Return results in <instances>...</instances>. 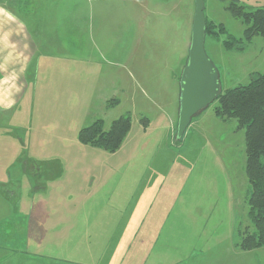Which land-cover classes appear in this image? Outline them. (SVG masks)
<instances>
[{
    "label": "rangeland",
    "instance_id": "rangeland-1",
    "mask_svg": "<svg viewBox=\"0 0 264 264\" xmlns=\"http://www.w3.org/2000/svg\"><path fill=\"white\" fill-rule=\"evenodd\" d=\"M143 1L145 13L139 3ZM81 2L82 8H88L86 34L72 35L82 45V60L70 64L74 70L66 71L68 76L62 82L58 79L57 86L39 87L45 100H36L32 118L27 113L31 108L26 101L21 106L25 117L11 122L22 121L34 129L42 147L35 152L40 156L34 154L38 145L32 142L30 132L27 136L18 133L26 141L25 159H79L87 162V174L108 177L100 185L96 183L86 198L72 199L71 213L65 211L70 206L68 200L63 198L60 204L56 199L54 207L62 212L54 215L55 233L70 235L72 241L65 246L66 238H58L54 246L46 249L57 256L50 264H108L112 243L118 244V250L121 247L122 254L115 258L120 261L118 264H264V246L239 255L231 249L240 240L241 231L253 230L246 216L249 186L244 170V130L236 128L235 119L224 122L218 118L213 112L217 104L214 101L193 117L181 138L176 135L179 78L190 45L194 0ZM230 2L204 0L203 13L206 20L221 23L228 33L241 37L244 26L226 9ZM238 3L247 10L264 6V0ZM224 37L207 36L204 43L207 56L218 70L221 90L245 84L254 73L264 71V36L253 37L241 52L225 50L221 45ZM27 99L31 100V91ZM110 100H116V104L109 105ZM120 116L130 117V129L116 152L78 143L81 128L102 119L106 130ZM141 118L148 120L146 126ZM64 140L74 143L70 151L69 146L61 145ZM46 143L55 148L43 150ZM49 169H56L57 177L59 167L51 165ZM75 169L72 166L67 171L73 174ZM41 170L44 173L36 177L39 183L34 181L39 190L40 184L53 174L45 167ZM149 173L159 177L182 174L186 178L179 189L184 192L188 185L200 193L197 200H192V214L188 218L186 204L183 205L184 217L180 222L175 221L174 207L180 208L177 199L174 211L168 213L164 235L156 244L152 242L143 248L134 244V231L128 226L140 179L144 180ZM82 176L79 174L81 180L77 181H82ZM60 181L53 189L56 192L65 190L63 193L78 195L79 187L87 188V184L80 182L61 187ZM29 185H25L24 192H29ZM8 189L16 190L9 186L0 191ZM48 190L52 189L46 185L45 191ZM75 208L79 211L74 212ZM51 212L52 218V209ZM173 220L177 227L171 226ZM74 221L75 228L66 230ZM79 223L87 225V231L80 230ZM139 255L140 262H136ZM128 258L130 262L123 261ZM2 261L0 258V264Z\"/></svg>",
    "mask_w": 264,
    "mask_h": 264
},
{
    "label": "crops",
    "instance_id": "crops-1",
    "mask_svg": "<svg viewBox=\"0 0 264 264\" xmlns=\"http://www.w3.org/2000/svg\"><path fill=\"white\" fill-rule=\"evenodd\" d=\"M81 1L0 0V189L9 186L16 188V190L0 191V250L3 251L2 254L0 253V258L3 260L1 264H50L56 261L57 256L47 253L46 249L54 246L58 238H66L65 246L70 245L72 241L70 235L57 236L55 233L57 227L54 215L62 212L61 209L57 210L54 207L56 199H59L60 204L63 198L64 201L68 200L70 206L63 211L71 213L72 199L86 198L94 190L96 183L100 185L108 178L87 174V162L79 159L40 160L41 163L35 159L37 156L33 159H25L26 141L19 138L18 133L23 132L27 136L30 132L33 136L32 142L38 145L34 149V154L38 155L35 152L40 151L39 148L42 147L37 143L34 129L28 128L22 121L11 124L12 119L22 120V116L25 117L26 113H22L21 106L26 101L31 108L27 113L29 118H32L36 100L38 102L45 100L44 91L41 95L39 87L57 86L58 79L62 82L64 77L68 76L66 71L70 68L71 71L74 70L70 64L82 60L79 58L82 45L79 40L73 39L72 35L76 33L77 37H82L86 34L88 8L86 6L82 8ZM92 1L84 0L85 4ZM139 3L142 5L141 11L145 13L147 10L145 2ZM111 13H113L112 9ZM72 54L76 59L69 58L73 56ZM83 61L88 62L84 59ZM30 91L31 100H28ZM73 144L64 140L61 145L65 148L69 146L70 151ZM54 148L53 144L46 143L43 150L49 151ZM39 164H41L40 168ZM51 165L59 167L57 177H54L56 169L54 171L49 169ZM72 166L76 169L70 174L72 171H67V168ZM41 167L47 168L53 174L49 175L48 181L40 184L39 190V185L34 181L38 182L36 177L44 173ZM79 174H83L82 181H77L81 180ZM185 178L182 174L159 177L149 173L144 180L140 179L133 215L129 219L128 226L134 231V244L143 248L152 242L156 244L160 235H164L162 231L167 227L168 213L174 211V208V213H177L176 222H180L184 217V204L187 209L186 217L191 216L192 200H197L200 191L192 190L188 185L184 192L181 191L179 188ZM59 180L61 181L58 185L61 187L65 183L71 186L75 182H80L87 184V188L84 190L79 187L81 193L78 195L72 192L63 193L65 190L56 192L53 189ZM194 182L198 188L199 181ZM25 185H29V192H24ZM46 185L52 190L45 191ZM177 199H180V208L174 207ZM78 211L75 208L74 212ZM175 221H172V227H177ZM76 222H70L66 230L68 227L75 228ZM197 223L200 226V221ZM82 224H78L79 229L83 228L87 231L88 226ZM110 246L112 248L108 256V264H118L120 261H115V258L122 254L121 247L118 250V244L114 243ZM231 249L236 255L245 251L240 249L239 252L236 250L239 248L235 245ZM98 257L101 259L102 254ZM140 257L141 255L136 262H140ZM123 261L130 262V259Z\"/></svg>",
    "mask_w": 264,
    "mask_h": 264
},
{
    "label": "trees",
    "instance_id": "trees-1",
    "mask_svg": "<svg viewBox=\"0 0 264 264\" xmlns=\"http://www.w3.org/2000/svg\"><path fill=\"white\" fill-rule=\"evenodd\" d=\"M226 9L243 24L241 37L228 33L224 25L205 17V39L207 36L218 39L225 35L221 40L222 47L227 51L241 52L253 37L264 36V6L247 10L238 0H231ZM250 78L245 84L221 90L213 107L218 118L224 122L235 119L236 128L244 130V170L249 186L246 216L253 230L241 231V238L235 246L245 251L264 246V72H256ZM108 104L114 105L116 100H110ZM141 122L146 126L148 120L141 118ZM129 129V116L114 119L106 130L103 120L96 119L78 131L77 139L83 145L114 153L119 150Z\"/></svg>",
    "mask_w": 264,
    "mask_h": 264
},
{
    "label": "water",
    "instance_id": "water-1",
    "mask_svg": "<svg viewBox=\"0 0 264 264\" xmlns=\"http://www.w3.org/2000/svg\"><path fill=\"white\" fill-rule=\"evenodd\" d=\"M191 39L179 78L177 138H181L191 119L208 107L221 91L218 70L206 54L204 0H194Z\"/></svg>",
    "mask_w": 264,
    "mask_h": 264
}]
</instances>
